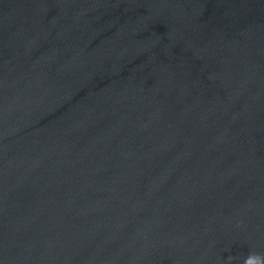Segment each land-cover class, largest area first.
<instances>
[{"label":"clouds","instance_id":"clouds-1","mask_svg":"<svg viewBox=\"0 0 264 264\" xmlns=\"http://www.w3.org/2000/svg\"><path fill=\"white\" fill-rule=\"evenodd\" d=\"M244 264H264V257L257 254H250Z\"/></svg>","mask_w":264,"mask_h":264}]
</instances>
